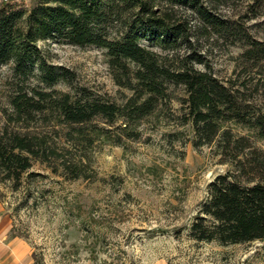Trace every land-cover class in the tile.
<instances>
[{"label":"rangeland","instance_id":"374dc122","mask_svg":"<svg viewBox=\"0 0 264 264\" xmlns=\"http://www.w3.org/2000/svg\"><path fill=\"white\" fill-rule=\"evenodd\" d=\"M41 1L0 0V9L31 10ZM200 1L221 22L237 24L242 32L229 34L189 6L159 0L177 21H189L193 46L155 49L173 64H182L188 55L200 57L202 62L195 61L198 68L244 86L264 111V65L244 56L249 36L264 40V0ZM122 30L123 24H116L113 36ZM38 46L50 64L69 69L74 77L49 86L38 76L18 74L13 62L0 70V128L8 125L43 136L54 150L51 161L34 160L29 173L37 176L26 174L20 190L0 185V198L5 196L2 215L11 220L3 242L21 240L26 249L16 244L14 249L28 257V264H36L35 252L42 264H264V240L221 245L189 236L209 197L210 182L232 169V163L223 157L220 138L198 145L184 85L171 84L169 97L151 114L135 121L122 117L115 123L98 116L84 125V135L50 110L36 111L25 121L11 120L16 116L12 102L20 92L37 97L34 90L55 88L119 106L135 95L117 79L106 49L51 39L39 40ZM34 71L39 73V68ZM224 127L251 136L255 146L264 149V139L240 124L228 121ZM51 164L61 171L56 173ZM66 164L77 174L63 175Z\"/></svg>","mask_w":264,"mask_h":264},{"label":"trees","instance_id":"16d2710c","mask_svg":"<svg viewBox=\"0 0 264 264\" xmlns=\"http://www.w3.org/2000/svg\"><path fill=\"white\" fill-rule=\"evenodd\" d=\"M167 1L191 7L205 22L223 25L229 34L238 35L241 31L237 24L221 22L200 0ZM159 3V0H42L31 10L0 9V70L13 62L18 74L38 76L44 84L54 86L72 79L73 73L50 64L38 41L94 45L107 50L119 82L135 91L124 106L55 88L34 90L37 97L20 92L12 102L16 116L10 119L25 121L36 111L50 110L64 122L76 125V131L84 135L87 132L84 125L98 116L115 123L122 117L135 121L149 115L160 101L169 97L171 84L184 85L198 145L220 138L223 157L232 163V169L210 182L209 197L190 226L189 236L198 242L221 245L263 241L264 149L256 147L251 136L235 134L224 124L234 121L264 139V111L254 105L244 86L229 84L207 68H198L195 61L202 62L200 57L188 55L182 64H173L155 49L175 50L183 43L193 46L189 21H177L174 12ZM118 23L123 24V30L113 36L112 29ZM245 45V58L264 65V40L249 36ZM34 67L39 68V73ZM52 154L54 150L43 136L8 125L0 128V185L8 183L13 191L20 190L34 160L51 161ZM51 165L56 173L61 171ZM76 171L66 164L61 173L69 175ZM4 199L5 196L0 198V202ZM34 259L36 264L43 262L36 252Z\"/></svg>","mask_w":264,"mask_h":264},{"label":"crops","instance_id":"0c3cea01","mask_svg":"<svg viewBox=\"0 0 264 264\" xmlns=\"http://www.w3.org/2000/svg\"><path fill=\"white\" fill-rule=\"evenodd\" d=\"M11 230V220L8 216L2 215V208L0 206V263L4 264H28V257L25 255L17 254V249H14L19 245L21 249H26L25 244L21 240L10 239L3 242L6 236H8Z\"/></svg>","mask_w":264,"mask_h":264}]
</instances>
